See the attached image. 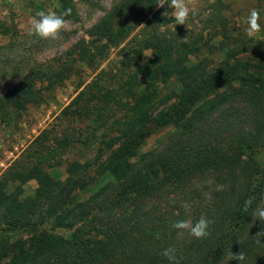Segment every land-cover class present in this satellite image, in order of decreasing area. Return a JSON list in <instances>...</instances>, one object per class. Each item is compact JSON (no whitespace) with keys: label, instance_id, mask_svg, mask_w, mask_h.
Segmentation results:
<instances>
[{"label":"trees","instance_id":"16d2710c","mask_svg":"<svg viewBox=\"0 0 264 264\" xmlns=\"http://www.w3.org/2000/svg\"><path fill=\"white\" fill-rule=\"evenodd\" d=\"M57 1L58 14L71 9L66 19H77L74 0ZM154 8L145 0H123L88 36L118 43L133 28L128 13L141 22ZM173 21L159 11L149 19L153 31ZM156 33L149 83L131 85V101L96 117L85 88L61 111V119L86 120L101 130L93 157L69 167L62 179L42 167L40 156L53 149L42 143L0 177V264H169L165 249L175 250L179 264H239L230 256L240 251V264H264V235H257L264 224H253L251 216L264 206V56L259 49H253L258 62L226 55L209 72L192 63V45ZM78 55L94 60L84 47ZM63 76L53 70L49 85ZM171 78L174 89L156 101V85ZM29 79L0 101L2 121L41 102V88ZM159 131L165 136L145 150ZM37 139L48 137L43 132ZM74 141L56 139V147L67 149ZM34 179L38 186L26 192ZM205 191L211 195L203 202ZM248 199L252 205L245 211ZM201 217L212 222L205 238L179 235L173 227Z\"/></svg>","mask_w":264,"mask_h":264},{"label":"rangeland","instance_id":"374dc122","mask_svg":"<svg viewBox=\"0 0 264 264\" xmlns=\"http://www.w3.org/2000/svg\"><path fill=\"white\" fill-rule=\"evenodd\" d=\"M122 1L74 0L77 19H68V27L53 40L30 36L29 31L30 21L37 12L59 13L57 0H0V101L26 77L30 78L29 84L36 81L34 86L41 88V102L30 105L20 116L13 115L14 119L8 123L1 120L6 114L0 109V177L16 162H26L28 152L37 150L42 143L53 147L52 151L40 156L39 161L44 159L40 162L42 167L61 174L62 179L67 176L69 167L76 169L93 157L101 130H92L86 120L73 123L61 119V111L85 88H88L90 110L96 117L113 115L119 103L131 101L128 94L131 85L144 87L149 83L146 70H151L148 64L155 60L149 46L154 32H158L159 37L177 41L178 37L187 36L186 44L196 49L190 55L192 63H199L209 72L217 69L226 55L234 59L253 58V62H258L262 58L258 59L253 49H259L264 56V0H191L190 7H194L197 14L190 15L187 26L176 25L174 20L159 25L156 31L149 23L153 13L159 11L161 17H173L172 9L167 4L158 8L157 0H145L146 5H154V10L141 22L136 21L135 13H128L125 20L131 22L133 28L123 39L118 43L94 42L88 30ZM147 1L151 2L147 4ZM253 8L260 13L261 31L249 37L246 20ZM143 9L146 14L147 7ZM81 47L93 55L91 63L80 59ZM53 70L67 78L49 85L48 75ZM174 86L173 78L158 83L156 101L170 95ZM43 132L48 137L45 142L37 139ZM165 134V131L153 134L145 150L157 146ZM64 138L74 139L73 146L56 147V139ZM37 186L38 180H31L25 191L31 193ZM205 192L201 197L203 202L211 195ZM78 199H83L82 193Z\"/></svg>","mask_w":264,"mask_h":264},{"label":"clouds","instance_id":"9594fccd","mask_svg":"<svg viewBox=\"0 0 264 264\" xmlns=\"http://www.w3.org/2000/svg\"><path fill=\"white\" fill-rule=\"evenodd\" d=\"M168 5L169 9H172V16L176 22V25L187 26L190 15H196V9L190 7L191 0H157L156 6L162 8ZM166 12V11H165ZM164 12V13H165ZM163 13V14H164ZM71 14V9L65 10L61 14L55 12L39 11L36 13V17H33L30 21L29 35L37 36L41 39H58L62 30L68 27L67 16ZM260 13L255 8L251 9L247 16V28L246 34L249 37H253L256 33L261 31ZM181 43H187V36L179 38ZM252 205V200L248 199L244 202V210L247 211ZM253 224L259 220L261 224H264V206H257L252 212ZM212 222L205 217H201L198 221L193 223L190 219L177 221L173 224V227L178 230V234L182 235L183 231H188L190 235L197 239L205 238L210 233L208 231L209 225ZM257 235H264V230ZM169 264H179V260L176 258L174 249H165L162 253ZM230 260L240 262L245 260V254L243 251L238 253H231Z\"/></svg>","mask_w":264,"mask_h":264}]
</instances>
